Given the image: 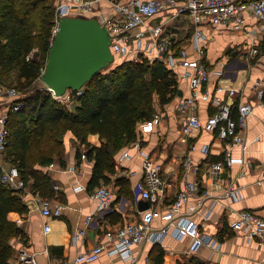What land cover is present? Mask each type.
<instances>
[{
	"label": "crops",
	"instance_id": "1",
	"mask_svg": "<svg viewBox=\"0 0 264 264\" xmlns=\"http://www.w3.org/2000/svg\"><path fill=\"white\" fill-rule=\"evenodd\" d=\"M112 12V0L102 1L96 9L98 14L108 15ZM173 15L174 9H168L152 16L149 22L163 24V36L170 41L169 44L174 50L187 47L192 53L191 38L195 27L187 16ZM245 22L244 28L231 24L203 26V59L211 69V87L215 89L222 86L238 91L236 97H229L227 91H218V95L230 103L255 104L246 130L247 148L243 153L240 147L234 146L232 153L235 157L244 155L257 163L264 161V100L260 102L257 98L254 84L259 79L264 81V51L260 48L261 42H264V23L249 14L246 15ZM145 43L143 40L142 47ZM133 44L137 46L135 41ZM253 47L258 48L256 55L251 53ZM192 56L196 57V54L192 53ZM225 68L233 71L222 75L216 73ZM178 79L179 92L170 103L160 108L158 113L161 119L153 130L144 131L141 126L143 122L140 123L138 139L115 155L116 173L110 176L113 181L117 177L130 180L131 192L128 197H125V193L120 196L121 186L114 182H101L97 186L90 184L94 162L87 159L84 153L78 161V150L73 148L76 136L71 131L66 134L67 165L61 167L51 163L48 166L53 194L41 195L32 188V180L20 190L29 211L23 215L12 214L25 236L14 239L15 252L9 264H21L17 257L21 248L35 252L39 264H53L72 262L79 253L100 243L106 246L100 257L95 262L80 264H131L119 255L110 253L113 244L109 242L106 231L112 226L140 218L146 206L156 208L158 214L152 226L161 227L165 222V210L174 201L185 179L197 182L200 194L206 191L214 196L222 194L231 182L239 188L236 199L214 200V197H208L200 206L198 200L191 199L182 210L199 225L202 232L216 238L221 244L220 248L201 245L196 251H192L190 247L193 239L190 236L178 238L171 228L161 242L146 240L135 246V254L140 262L143 263L145 258H149L150 264H264V245L258 239L249 240L244 231L231 227L236 216L235 210L254 209L264 215V184L256 183L258 172L247 166L244 167L245 174L239 177L237 175L241 166L238 164L225 166L220 175L211 171L212 163L224 160L225 141L218 137V130L210 132L200 128L190 135L183 132L186 118L177 110V104L190 90L188 80L181 77ZM198 112L201 120L206 121L215 112V107L200 101ZM232 115L234 118L238 115L236 105ZM88 141L97 146L102 143L99 134H90ZM206 145L209 146V152L205 154L202 148ZM123 153H127V156L121 159ZM187 159L190 160L189 165L184 163ZM155 164L162 166L161 174L166 181L164 199L158 204H151L143 198L135 199V183L142 177L146 166ZM72 165H76V172L69 171ZM103 184L113 189L114 200L111 210L98 214V203L93 193ZM131 193L133 196H130ZM42 198L50 199L53 207L61 204L62 214L44 215L39 205ZM91 214H95V218L87 224V217ZM109 215L119 217L120 220L111 223ZM46 225L50 226L48 231ZM80 229H85V234L74 241L73 235Z\"/></svg>",
	"mask_w": 264,
	"mask_h": 264
},
{
	"label": "built area",
	"instance_id": "2",
	"mask_svg": "<svg viewBox=\"0 0 264 264\" xmlns=\"http://www.w3.org/2000/svg\"><path fill=\"white\" fill-rule=\"evenodd\" d=\"M104 0H56L55 22L52 28L51 41L60 27V20L66 16L84 15L96 17L109 29L112 35L111 50L121 57L138 59L146 57L151 60L164 62L178 77L188 80L189 93L179 100L177 110L186 118L183 125V132L192 134L196 129L204 128L214 132L218 130V137L225 141L224 160L211 164V171L214 174H221L225 166H241L238 177L245 174L244 167L258 172L256 183L264 184V161L255 162L245 156L235 157L232 153L234 146L240 147L244 153L247 148L246 130L248 121L253 115L255 104L253 102L230 103L218 91H227L229 97H236L238 91L235 88L211 87V69L203 59L204 47L202 42L205 39L203 26L205 25H233L237 28H244L246 15L249 14L257 21L264 23V0H112L113 12L104 15L96 13L97 6ZM174 9L173 17L185 15L195 27L191 38V46L196 54L192 56L189 48L183 47L178 51L170 46V41L163 36V24H151L150 18L162 11ZM143 40L146 41L142 47ZM137 43V46L133 44ZM144 49V50H142ZM253 55L258 53V48L253 47ZM233 70L225 68L216 71L219 75L231 73ZM43 72V71H42ZM236 74V73H235ZM232 76V75H231ZM56 99L73 101L76 96L83 93V88L79 90H69L64 96H56L51 89L46 88ZM255 93L260 102L264 100V81L257 80L254 84ZM26 92L16 86H8L0 82V170L1 180L8 187L14 190H21L25 182L21 177L17 165L9 164L5 161V153L11 138V129L8 125L11 112L20 110L26 105ZM208 102L215 107V112L208 116L206 121H202L199 116V102ZM237 106L238 115L233 117L234 106ZM161 116L155 113L150 120L142 123V129L146 132L152 131L154 126L160 121ZM206 154L209 146L202 148ZM127 153L121 155V159ZM185 165L190 164L187 159ZM162 166L155 164L146 166L142 177L135 183L133 193L135 199L143 198L158 204L166 194V181L161 174ZM76 165L69 167V171L76 172ZM79 189V187L77 188ZM197 182L184 180L182 187L178 191L174 201L168 205L163 215L164 224L159 228H154L152 222L158 211L155 207L149 206L142 211L140 218L133 221L118 224L110 227L106 231L109 242L113 247L111 254L119 255L123 260L131 264H150L149 258H145L141 263L136 257L135 246L148 240L153 243L161 242L163 237L173 228V234L178 237L190 236L193 239L190 249L196 251L201 245L214 246L220 248V242L211 235L202 232L199 225L193 221L189 215L183 212V208L191 199L198 200L200 206L204 199L214 197V200H233L239 195V188L231 182L222 194L216 196L209 192L200 194ZM93 197L98 203L97 213L104 214L112 209L114 193L108 185L99 186L93 193ZM40 209L44 215L60 216L63 206L57 204L53 207L48 198L39 201ZM235 219L231 222L234 230H242L249 240L258 239L264 245V215L254 209L235 210ZM208 215V214H207ZM95 218V214L87 217V224ZM50 229L46 225V231ZM85 229H80L73 235V240H79ZM105 244L100 243L90 250L79 253L72 262H57L53 264H80L95 262L105 249ZM18 260L21 264H39L35 252L26 248H21L18 252Z\"/></svg>",
	"mask_w": 264,
	"mask_h": 264
},
{
	"label": "trees",
	"instance_id": "3",
	"mask_svg": "<svg viewBox=\"0 0 264 264\" xmlns=\"http://www.w3.org/2000/svg\"><path fill=\"white\" fill-rule=\"evenodd\" d=\"M55 12L56 0H0V82L2 76L16 71L19 74L16 87L27 93L35 91L27 95L25 106L10 114L11 138L5 161L18 166L25 185L32 180L33 189L50 196L53 185L48 166L56 163L65 167L67 162L56 152L47 155L44 146L39 147L34 142L38 139L39 144L45 145V140L50 138L53 140L49 139L50 143L62 146L59 137L72 130L86 147L84 152L78 150V161L84 153L94 162L90 184L114 182L121 186L120 196L125 193L128 197L130 180L117 177L113 181L110 176L116 173L115 155L137 140L140 123L153 117L155 95L162 107L177 96L178 75L159 60L146 57L126 60L89 80L83 93L75 97L72 110L59 104L51 93L42 94L35 87L52 45ZM261 50L264 51V42ZM30 102L33 106L28 108ZM30 118L32 127L26 124ZM90 134H99L101 145L91 144ZM37 148L41 155L35 162L31 154ZM20 193L2 182L0 170V264H9L15 252L14 239L25 236L12 217V214L23 215L29 211ZM111 215L108 216L111 223L120 220Z\"/></svg>",
	"mask_w": 264,
	"mask_h": 264
},
{
	"label": "water",
	"instance_id": "4",
	"mask_svg": "<svg viewBox=\"0 0 264 264\" xmlns=\"http://www.w3.org/2000/svg\"><path fill=\"white\" fill-rule=\"evenodd\" d=\"M111 42L112 35L100 19L62 17L40 80L56 96L82 89L115 61Z\"/></svg>",
	"mask_w": 264,
	"mask_h": 264
},
{
	"label": "rangeland",
	"instance_id": "5",
	"mask_svg": "<svg viewBox=\"0 0 264 264\" xmlns=\"http://www.w3.org/2000/svg\"><path fill=\"white\" fill-rule=\"evenodd\" d=\"M78 17H86L87 16H84V15H78ZM262 43V42H261ZM261 45V44H260ZM261 48V46H260ZM126 60H134V58H130V57H121L119 58V55L115 54V61L108 67L104 70L103 73H106L108 71H110L111 69L113 68H116V66H118L119 64H122L123 62H125ZM18 72L16 71H13V72H10V73H7L5 74L4 76H2V82L8 86H16L17 82H18ZM11 84V85H9ZM37 86V87H36ZM35 87L40 89L43 93H48L50 94L51 92H49L47 89H46V86L42 83V81L39 79L37 81V83L35 84ZM32 92H35L34 89L31 90L30 92H26V95L32 93ZM51 96L53 97V99H55L59 104H62V105H65L67 107H69V109H73L74 108V101H71V100H67L65 98H63V100H59V99H56L53 94H51ZM33 106V102H30L29 103V107L28 108H31ZM154 107H155V113H158V111L160 110V108L162 107L160 104H159V101H158V98L157 96L155 95L154 96ZM33 120L30 118V120H28V122L26 123L27 126H30L32 127V123ZM71 131L73 132L72 130H67L64 134H62V136H60L59 138H62V146H60L59 144L57 146L54 145V143H50L49 139H46L45 140V145L43 143L39 144V141L38 139H35V142L34 144H37L39 147L41 146H44V149L43 151H45V153H47V155L51 154L52 152H56L58 154H60L61 156H63V158H65L67 160V149H66V145H65V137H66V134ZM74 133V132H73ZM75 135V134H74ZM76 136V135H75ZM51 142H53L52 139H50ZM132 143V142H131ZM73 148H76L77 150H81L82 152H84L86 150V147L81 143L80 139L76 137V139L73 140ZM41 153H40V149L37 148L32 154H31V159L34 160L35 162L39 160V157H40Z\"/></svg>",
	"mask_w": 264,
	"mask_h": 264
}]
</instances>
